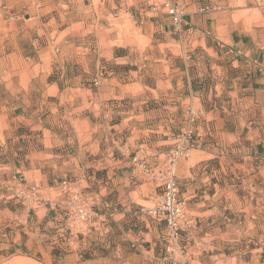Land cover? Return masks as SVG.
I'll return each instance as SVG.
<instances>
[{
	"label": "crops",
	"instance_id": "0c3cea01",
	"mask_svg": "<svg viewBox=\"0 0 264 264\" xmlns=\"http://www.w3.org/2000/svg\"><path fill=\"white\" fill-rule=\"evenodd\" d=\"M163 1L69 0L71 22L61 32L69 34L63 41L68 49L81 48L75 38L85 34L89 19L96 28L100 20H108L103 24L107 27L128 23L133 34L158 47L172 53L179 49L168 65L166 89L160 90L158 81L152 96L142 91L141 76L122 86H140L138 95L126 96L110 86L116 77L108 76L109 86L99 88L97 100L101 96L113 105L120 100L130 106L105 113L113 118L105 125L92 118L75 120L71 127L83 154L55 158L59 162L49 155L18 157L11 133L21 126L14 116L23 111L33 125L30 130H36L30 116L38 114L37 100L30 94L27 103L14 108L0 101V174L20 190L38 192L33 199L29 192L24 207L9 211L12 229L3 237L25 246L41 262L171 264L163 258L165 224L142 213L140 206L154 204L159 189L149 172L180 131L185 107L193 105L200 110L196 147L177 168L180 197L193 222L182 235L187 264H264V15H234L204 0H175L187 10L179 34ZM108 2L111 7L105 8ZM38 19L30 17L28 24ZM32 31L34 36L45 34L40 28ZM30 46L46 49L37 40ZM179 56L185 60L177 67ZM101 62L92 67L99 68ZM50 98L59 100L57 95ZM37 130L43 136L51 133L42 149L56 144L57 134L50 128L39 125ZM55 164H60V174ZM76 199L93 210L84 225L71 218Z\"/></svg>",
	"mask_w": 264,
	"mask_h": 264
},
{
	"label": "rangeland",
	"instance_id": "374dc122",
	"mask_svg": "<svg viewBox=\"0 0 264 264\" xmlns=\"http://www.w3.org/2000/svg\"><path fill=\"white\" fill-rule=\"evenodd\" d=\"M170 1L178 3L175 0ZM201 2L203 3V0ZM204 2L208 6L212 4L216 8L231 9L234 15L238 13L242 15V12L243 15L252 13L264 15V0H204ZM70 6L69 0H0V101L14 108L20 103H27V97L31 94L34 99L36 98L39 107L38 114L30 116L33 117L35 126L38 128L39 125H44L57 134L56 144H48L46 150L42 149V141L45 138L49 139L51 133L47 132V136H43V131L37 128L30 130L33 125L29 126L28 121L23 118L24 116L21 115L23 111H16L20 116H14L15 123L21 127L11 133L13 134L11 137L14 139L12 143L14 153L18 157L49 155L54 156L51 158L52 161L59 162V159L55 158L61 157L63 160L69 155L83 154V149L77 143V132L71 127L75 125V120L92 118L93 123L105 125L113 119H110L111 116L106 118L105 113L130 106L120 100L115 101L117 105H113L111 102L114 101H108L101 96L100 100H97L95 94L98 93L99 88L109 86L105 81L108 76L116 77L110 86L114 85L117 91L124 93L121 94L122 96L132 93L138 95L141 91L139 85L133 90H125L122 86L133 80L139 81L141 76L142 91L152 96L155 93L152 90L157 86L158 81H160V90L166 89V77L170 72L168 65L172 56L179 55V49L173 54L166 46L158 47L154 41L133 34L128 23L112 22L107 27L103 24L108 20L104 21L105 23L100 20L99 27L96 28L95 23H91V19L88 27L84 28L85 34L75 38L81 48L68 49L63 41L69 34L61 32L71 22L69 16L67 17ZM108 7H111L109 2L106 3L105 8ZM184 10L186 13L187 10ZM34 16L39 17L37 22L28 24L30 17ZM43 25H46L45 28ZM92 25L94 26L91 27ZM33 27L40 28L45 34L36 32L34 36ZM78 29L75 28L74 31ZM18 31H20L19 35H17ZM36 40L46 49H39L38 46L37 50H31L30 45ZM180 52L183 53L181 46ZM175 57L174 59H177ZM178 59L181 63L177 62V67L184 65L185 58L179 56ZM97 60L103 62L99 68H93L92 63ZM174 63L176 64V60ZM73 76L78 77L72 79ZM30 78L32 83L29 82ZM52 83L54 89L49 88V84ZM58 87L61 91H58ZM51 95H57L59 100L51 101L53 99L50 98ZM30 117L25 118L30 120ZM122 117L126 118V116ZM62 139H68V142ZM59 165L55 164L56 170L54 165L50 169L60 174ZM8 181L6 174H0V264H22V262L46 264L25 246L13 245L11 242H6L3 237L12 229L10 225L13 223V218L9 211L20 209L22 203L27 201L28 193H31V189L23 187L20 190L19 187L7 183ZM32 195L31 193V199H33ZM143 205L153 206L149 203ZM3 210L7 211L4 213ZM3 225L6 227L4 231Z\"/></svg>",
	"mask_w": 264,
	"mask_h": 264
},
{
	"label": "built area",
	"instance_id": "2783aa9c",
	"mask_svg": "<svg viewBox=\"0 0 264 264\" xmlns=\"http://www.w3.org/2000/svg\"><path fill=\"white\" fill-rule=\"evenodd\" d=\"M165 13L172 19L174 28L181 32L183 18L186 15L179 3L164 0L162 3ZM200 118V110L193 105L186 107L183 115L182 127L172 138L171 147L158 156L157 162L149 172L157 184L159 194L152 207L140 206V211L152 220L165 224L163 236L165 255L164 260L171 264H187L186 249L182 246V235L193 226L187 218L185 202L180 197L177 180L179 162L188 157L196 147L194 139L195 127ZM37 195V189H31ZM71 218L80 225L88 223L93 216L92 207L77 199L71 206Z\"/></svg>",
	"mask_w": 264,
	"mask_h": 264
},
{
	"label": "bare ground",
	"instance_id": "6f19581e",
	"mask_svg": "<svg viewBox=\"0 0 264 264\" xmlns=\"http://www.w3.org/2000/svg\"><path fill=\"white\" fill-rule=\"evenodd\" d=\"M26 263V262H25ZM24 264V263H23Z\"/></svg>",
	"mask_w": 264,
	"mask_h": 264
}]
</instances>
